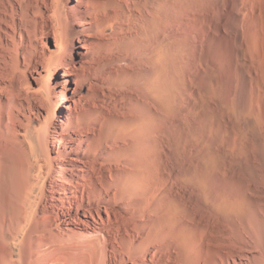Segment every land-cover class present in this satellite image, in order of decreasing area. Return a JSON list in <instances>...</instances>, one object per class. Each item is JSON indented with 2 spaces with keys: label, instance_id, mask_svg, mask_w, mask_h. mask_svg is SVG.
I'll use <instances>...</instances> for the list:
<instances>
[{
  "label": "bare ground",
  "instance_id": "obj_1",
  "mask_svg": "<svg viewBox=\"0 0 264 264\" xmlns=\"http://www.w3.org/2000/svg\"><path fill=\"white\" fill-rule=\"evenodd\" d=\"M144 1L0 0V264H264V0H228L229 35L208 37L231 42L218 90L249 132L220 170L184 153L187 122L169 119L167 46L129 68L114 54ZM155 1L149 23L164 31L172 4Z\"/></svg>",
  "mask_w": 264,
  "mask_h": 264
},
{
  "label": "rangeland",
  "instance_id": "obj_2",
  "mask_svg": "<svg viewBox=\"0 0 264 264\" xmlns=\"http://www.w3.org/2000/svg\"><path fill=\"white\" fill-rule=\"evenodd\" d=\"M141 1L142 0H134V2L136 4L140 3ZM168 1L172 5H169V9H168L167 13L163 14L164 16L162 14L159 15L155 19V21L159 22V23L162 20L166 19L165 21H166V23L167 22L168 23L167 24L165 23L166 24V28L164 29V31L160 27H158V28L153 27L152 28V25L149 23V18L152 19L150 15L148 16L150 10L152 9L151 4L153 5V3L156 2V1L155 0H145L144 1V5L147 7L145 12L148 11V13L146 12V13H144V16L138 18V24H136V26L134 28V31L131 30V25L129 23L125 24L122 28L120 27L121 30L118 31L117 38L120 35L122 41H121L120 45L118 46V48H116V51H115L114 54L115 55L116 54L122 55V61L120 62V65L123 68H126V67L129 68V67H135L137 64L142 63V61H144V59H147L149 54H150L148 52V51H150V48L154 49V48H156L157 46H160V45H163L165 47L167 46V50L165 51L166 52V57L168 58V61L171 60L170 62H168V65L170 67V72L168 73V75H169L168 79L170 80L169 81V83H170L169 84V98H170V103H171V105H170L171 112H170L169 119L173 123L179 122V120L187 122L186 123L187 125L185 124L187 126L186 127V143H185V148H184L183 151H184V153L187 152V153L191 154L192 156L195 155L196 157L199 156L198 153L201 154L200 156H202L203 159L205 158L203 165L206 168L210 167L209 156L215 155V157H214L215 162H214V160H212L213 161V163H212L213 167L217 168L219 170L221 168H224V167H226V169H228V168L232 167V165L237 164L238 162L239 163L241 162L240 159H239V155L243 156V154L246 153V146H245V145H247L246 144L247 143V136L246 135L249 133L248 129H247L246 125H245V119H244L242 113H238L237 114L238 115L237 116L238 120L236 119V122L233 121V119H232L233 116H232L231 112H229V110L227 109L229 107V104H230L229 101H228V103L225 104V102H227V100H228V97H227V95H224V96L220 97V92L218 90V87H219L218 85H222L221 82H223V76L224 75H222L218 71L216 72L217 67L215 68V66H216L215 64H216V61H218L220 59V55L223 54L222 52L225 53V51H224L225 49L229 50L228 47L231 48V46H232L231 42L227 46L223 42H220L218 40V39H220L222 37H220V38L217 37V39H215L216 42H215V40H213V42L211 40V42L209 43V40H208L211 35H213V37L216 36V35L219 36V34L221 35L222 32H223L222 34L226 35L225 37H227L229 35L228 33H225L223 30H222V32L218 33L219 29L222 28L221 27L222 26V24H221L222 22L221 21H222V18H223V17H221L222 12H224L225 14L229 13L228 10H227V2H228V0H223L222 2H221V0H218L220 2L219 5H216L214 7H213V5H211L209 3L207 4L208 1L203 2L204 0H199V1L198 0H189V1L188 0H181V1L180 0L179 1L178 0H173V1H178V2H176V4L172 0H168ZM182 2H183V4H182ZM191 2H193L194 4L193 3L191 4ZM198 2H201L202 4L198 3ZM177 3L178 4L180 3V4L178 5ZM188 3L190 5H188ZM204 3H206V4H204ZM185 4H187V5H186V7L184 6L185 7L184 8L183 5H185ZM180 5H182V6H180ZM192 5H198V6H192ZM207 5H208V7H207ZM191 6L193 8H191ZM181 7L184 8L183 11L182 10L181 11L178 10V8L182 9ZM198 7H199V9L201 11L198 9ZM201 7H202L203 10L201 9ZM205 8H207V9L205 10ZM172 9L175 12H173ZM195 10H196V12L198 14L195 12ZM176 11H179V12H176ZM192 11H194V12H192ZM203 11H204V14H203ZM180 12H182L183 15H180L181 14ZM174 13L175 14L177 13L176 16H174L175 15ZM172 14H173V16H172ZM199 14H201L200 17H199ZM185 15H186V17H184ZM161 16H163V17H161ZM167 16H168V19L171 17L170 19H172V20H168ZM197 16L201 19V21H200V19ZM202 16H204V17L202 18ZM175 17H177V18L179 17L178 21L175 20V19H177ZM189 18H190L191 21L188 20ZM197 19H199V20H197ZM149 26H151V28ZM154 28L157 31L150 30V29H154ZM184 28H186V29L184 30ZM199 28L202 29V30H205L206 34L200 36L199 35V31H197ZM185 32H186V34H185ZM132 34H134L133 36L136 39V40L134 39L135 42H132L131 39H130ZM184 34L187 35V36H184ZM193 34H196L197 40H195L192 37ZM157 36H158V38H157ZM225 37H223L222 39H225ZM227 39L229 41V38H227ZM163 40H164V42L161 43ZM175 41H180V42H175ZM129 42H130V44H129ZM188 42H189V44H188ZM203 43L204 44L206 43L204 45L206 47L203 46ZM197 44H199V45L202 44V46L204 48H203V50H202V52L200 54H198L195 57H193L194 55L190 54L188 52H190L189 49H191L192 46L194 47V45H197ZM219 44H221V45L219 46ZM171 45H174V47H172ZM211 45H212V47H211ZM213 45H214V47H213ZM222 45H225V46L222 47ZM176 46H177V48H175ZM180 46H182V49H181ZM207 46H208V48H207ZM170 47H172V48H170ZM142 48H143V50H142ZM207 49H208V52H206ZM181 50H183V52ZM186 50L188 52H186ZM180 51H181V53H179ZM215 52L216 53L219 52L218 55L215 54ZM185 53L187 55L188 54L189 55L186 56ZM204 53L206 54V56L208 55L207 58H206V56H204L205 55ZM220 53H222V54H220ZM173 57H174V59H172ZM184 59H185V61H184ZM189 59H190V62H189ZM194 59H195V62H193ZM184 62L186 64L188 63L187 64L188 66ZM240 62L241 63H245L246 61L242 59ZM181 67H182V69H181ZM187 68L188 69L190 68L191 70L190 69L188 70ZM185 71H187V73ZM181 73H183L185 75H183ZM204 79L205 80L207 79V80L205 81ZM199 80H201L200 84H199ZM131 84L132 83H130V80L126 79V81L124 83H121L122 89H124V91H127V89L129 90L132 87ZM197 86H198V88H197ZM200 91L202 92L201 94H200ZM191 92H193V94ZM218 98H220L221 100L218 99ZM179 105H180V107H179ZM182 109H183V111H182ZM189 110H191V111H189ZM216 116H218V118ZM234 119H235V117H234ZM192 126H194L196 129L194 127H192ZM215 127H217V128H215ZM220 128L222 129L221 130V134H222L221 136L219 135L220 134V130H219V134L216 132V130L220 129ZM188 131H189V133H188ZM208 131L211 132V135L213 134L212 138H211L210 133ZM240 131L243 134H241ZM179 134L180 133H179L178 130H173L172 131V133L170 135L172 143L173 142H177L179 140ZM194 134H195V136H193ZM217 134H218V136H216ZM238 135H239V137H238ZM235 136H236V138H235ZM214 138L216 140L218 138L219 139L216 141ZM222 139H224V140L221 142ZM229 139H231V142H232L231 144H234L237 147V149H235L236 147L234 145H230L229 144V141H230ZM234 139H235V141H234ZM236 139H238V140H236ZM211 143H213V144L211 145ZM239 145H240V147H239ZM203 146L205 147V149H207V150H205V152H207V153L209 152V154H207V153H206V155L204 154ZM229 146H231V147H229ZM197 148H198V150L200 148L201 149L198 151ZM176 151H177V149H176ZM228 152H230V154ZM202 154H204L205 157ZM216 157H218V158L216 159ZM236 159H237V161H236Z\"/></svg>",
  "mask_w": 264,
  "mask_h": 264
}]
</instances>
